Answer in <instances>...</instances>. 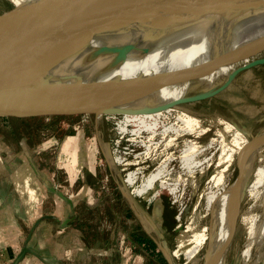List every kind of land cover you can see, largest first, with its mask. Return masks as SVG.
Returning <instances> with one entry per match:
<instances>
[{
  "label": "rangeland",
  "instance_id": "1",
  "mask_svg": "<svg viewBox=\"0 0 264 264\" xmlns=\"http://www.w3.org/2000/svg\"><path fill=\"white\" fill-rule=\"evenodd\" d=\"M17 2V0H0V14L13 8ZM259 56L264 57V52L257 55V57ZM242 64V61L217 64L213 73L208 72L209 65L194 70L190 73L191 76L187 81L184 95H195L216 89L224 83L232 70ZM224 70L226 71L224 72ZM173 107L175 110L174 115L170 117V122L175 120L176 114L183 111L192 118L196 117L199 125L193 126L194 131L191 133L179 137H174L175 135L171 134L163 138L160 135L156 136L157 144H153L154 147L148 151L139 145V142L137 143L138 139L132 140L135 136L131 135V131L135 129V126L129 124L124 126L122 114L107 116L82 114L27 120L30 127L27 126L26 129H30L28 136L33 143L46 142V163L49 170L57 168L60 181L64 180L62 184L65 196L69 197L73 203L79 202L80 197L76 196L75 187L69 188L67 184L75 182L81 173L88 172L86 167L78 168L79 166L87 164V167L91 168L92 162H95L94 166L99 172L97 178L93 177L90 178V181L88 180L93 189V192L90 191V195H100L102 201L91 213H88L84 205L79 202L80 216L76 221L77 225L92 230V232L97 227H103L104 230L112 232L111 247L114 248V253L119 255V251L116 250L121 241H123L122 248L129 247L131 241L136 243L135 238L140 235L138 220L131 221L133 219L127 218L128 213L132 209H136L137 204L149 203L151 205L159 200L169 204L175 210L174 232L168 236V247L164 248V254L168 255L174 264H203L205 249L208 247L207 238L211 230V208L208 206L207 196L212 191H218L220 188L227 189L234 184L238 173L236 163L239 167L242 166L237 156L228 161L222 157L225 155L220 153L225 146L230 148L231 144L235 143V132H239L249 141L251 136L258 137L264 132V64L238 72L228 87L207 99ZM11 123L10 121V124L6 125L0 122L1 140L15 141L16 132L22 124L20 122ZM13 125L17 127L19 125V127L15 131H10L8 128ZM227 125H230L231 128L227 129ZM147 135L142 134L144 137ZM171 138L173 141L169 143ZM188 141L194 143L195 150H197L192 159V162L197 165L191 164L190 167L184 166L180 155L184 143ZM222 145L224 146L222 147ZM261 145L263 146L264 142ZM85 146L90 147L89 153L87 156L83 155L86 159L80 160L76 157L78 147L79 151L83 152ZM262 155H264V150ZM169 156L171 159L167 162L160 180L163 186H160L159 181L156 183L159 191L157 195L150 202H146L132 193V188L124 182L127 173L137 168L141 173L152 171ZM117 157L123 159L122 164L117 165L114 160ZM220 158L223 162H220ZM77 160L79 165L75 167ZM127 162L131 164H127ZM134 162L137 163L134 164ZM258 164L259 155L256 154L245 176L244 187L252 182V174ZM108 166L111 175H108L110 174L107 172ZM72 168L76 171H73ZM73 172H76V176L72 175ZM218 177L221 178L220 181ZM95 202L96 199L95 201L91 200L92 205H95ZM250 204L251 200L243 192L239 211H244ZM111 209L114 214L111 213ZM179 211L181 213L179 221H177L176 215ZM92 232L90 233L91 237L94 236ZM245 236L244 227L236 224L223 264H264V259L258 258L256 251L252 252L248 260L243 259L241 250ZM201 237H205V241L199 245L193 260L187 261L183 255L172 254L177 248L180 238L194 243ZM106 239H109V235L102 239L98 236L96 243H102ZM157 253L164 260V255L160 251ZM216 254L217 252H215L213 260L216 259Z\"/></svg>",
  "mask_w": 264,
  "mask_h": 264
},
{
  "label": "water",
  "instance_id": "2",
  "mask_svg": "<svg viewBox=\"0 0 264 264\" xmlns=\"http://www.w3.org/2000/svg\"><path fill=\"white\" fill-rule=\"evenodd\" d=\"M104 1L25 0L0 14V117L121 115L128 112L127 106L112 100L99 103L94 101L91 94H111L140 83L176 76L178 85L184 87L179 98L160 105L149 103L137 109L138 113L161 111L175 105L207 99L228 87L238 72L264 64V57H257L264 52V28L235 40L234 43L232 39L227 41V36L220 28V23L231 21L230 23L237 22L238 31H241L243 25L249 23V15L253 10L264 11V0H241L234 5L235 9H230L232 16L239 20H209L201 24L197 22L176 26L172 24L170 33L176 30L183 31L182 34L190 33L197 25L202 30L214 27L212 30L218 34L212 37L210 55L206 61L187 68L163 69L132 78L112 75L113 73L110 76V71L119 68L128 53L134 51L139 58L145 56L149 52V44L138 41L113 43L95 46L84 53L88 42L108 25L123 18L130 7L149 6L158 0ZM196 2L198 0H190L181 11L188 12ZM262 22L264 19L260 23ZM170 27L171 25L161 28L170 30ZM242 58H248V62L232 70L218 88L201 94L184 95L191 69L208 62H213L215 67L216 64L236 62ZM181 72L186 74H180ZM262 139L264 137L251 136L250 142ZM236 166L237 185L241 170L238 163ZM240 200L241 196H238L233 213V231L229 237H232L235 229ZM26 251L27 248L23 247L12 264H17ZM166 258L173 264L168 255Z\"/></svg>",
  "mask_w": 264,
  "mask_h": 264
},
{
  "label": "bare ground",
  "instance_id": "3",
  "mask_svg": "<svg viewBox=\"0 0 264 264\" xmlns=\"http://www.w3.org/2000/svg\"><path fill=\"white\" fill-rule=\"evenodd\" d=\"M17 1V4H19L25 0ZM189 1L190 0H158L153 5L149 6H132L126 11L123 18L111 23L106 29L95 34L88 42L89 45L84 53H88L95 46L111 45L113 43L122 44L131 41H138L141 44L148 43L150 49L145 56L139 58L136 52L132 51L128 53L127 58L119 68L109 73L110 76L118 75L125 78L150 74L163 69L187 68L204 62L210 55V47L213 43L212 37L218 34L212 30L214 27L211 29L205 27V29L202 30L199 29L200 25H197L190 33L185 32L182 34L183 31L176 30L170 33L173 29L172 24L176 26L179 24L191 25L197 22L201 24L209 20H239L235 16H232L233 14L230 9H235L236 7H234V5L241 0H198L196 4L194 3V8H189L188 12H182L181 10H184L189 4ZM249 16V23L243 25V30L241 31H238L237 22L230 23L231 21H226L225 23H220V28L224 31V35L227 36V41L232 39V43H234L235 40L243 39L247 35L254 34L264 28V22H262V24L260 23L264 19V11L260 12L253 10ZM169 25H171V31L161 28L162 26ZM230 45L231 43H229V46ZM240 61L245 64L248 62V58H242ZM208 65L210 67L208 72L213 73L216 67H214L213 62L199 65L191 69L189 73ZM225 71L226 70H224V72ZM111 73L113 74L111 75ZM180 74H186V72H181ZM178 84L179 82L176 76H171L148 83H140L139 85L131 86L111 94L91 95L94 101L99 103L112 100L119 102L123 106H127L129 109L128 112L121 113L123 116V124L124 126L128 124L135 126V129L131 131V135L135 136L132 140L136 141V139H138L137 143L139 142L142 144L146 151H148L151 147H154L153 144H157V142H155L156 136L160 135L163 138L171 134L172 136L175 135L174 137H179L183 134L191 133L194 131L193 126L199 125V121L196 117L192 118L183 111L176 114L175 120L170 122V117L174 115L173 112L175 110L173 106L151 113L137 112L138 108L148 105L149 103L160 105L179 98L184 91V87ZM229 128H231L230 125H227V129ZM123 130L125 129L123 128ZM142 134L148 135L144 137ZM259 136L264 137V132ZM234 139L235 143L231 144L230 148L229 146H225L224 149L222 148L223 150L220 154L225 155L222 157L228 159V161L233 159L234 156L238 157V161L242 165L240 167L241 178L239 184L236 185L234 183L227 189L220 188L218 191L210 192L207 196L206 200L208 206L211 208V230L207 238L208 249L205 255V264L224 263L226 250L231 237H229V235L233 231L232 225L233 213L236 208L235 204H237L238 196L240 198L243 192L247 194L251 200V204L244 211H238L236 215V224L242 225L246 231L241 255L246 261L251 257L252 252L256 251L257 257L264 259V155H262L264 145H261L264 139L251 143L247 138L242 137L239 132H235ZM172 141L173 139L171 138L169 143ZM223 146L224 145H222V147ZM195 148V144L191 141L184 143L180 153L182 158L181 161H183L184 166L190 167L193 164L197 165V163L195 164V162H192L195 156L194 154H196L195 151H197ZM256 154L259 155V164L253 171L252 182L244 187L245 176ZM170 159V156L167 157L164 161L160 162L154 170L148 171L147 173H141L139 168L135 170L132 169L125 177V184L132 188V193L136 196L142 198L146 202H150L159 192L156 183L159 181L160 186H163L160 180L167 166V162ZM114 160L121 163L123 159L117 157ZM220 162H223L221 158ZM136 163L137 162H134V164ZM127 164L131 163L127 162ZM78 165L77 160L75 162V167ZM218 178L220 181L221 178ZM218 180L216 179V181ZM216 183L218 184V182ZM204 241L205 237L199 238L194 243L180 238L178 246L172 254L176 256L183 255L187 261H191L194 259L199 245ZM215 252H217V257L213 260Z\"/></svg>",
  "mask_w": 264,
  "mask_h": 264
},
{
  "label": "crops",
  "instance_id": "4",
  "mask_svg": "<svg viewBox=\"0 0 264 264\" xmlns=\"http://www.w3.org/2000/svg\"><path fill=\"white\" fill-rule=\"evenodd\" d=\"M8 118L0 117V122L22 125L16 132L15 144L9 139H0V264H12L23 247L27 251L17 264H149L150 251L157 264H170L164 254L168 236L175 227L173 208L169 204L159 200L151 205L137 204L127 218L138 220L140 232L151 243L140 245L131 241L125 249L121 241L117 255L111 247L112 232L97 226L92 232L76 223L80 216L79 202L91 213L102 201L100 195H90L93 192L90 178H97L99 172L95 162L91 168L87 164L79 166L86 167L88 172L67 184L69 188L75 187L76 196L80 197L79 202H71L65 196L64 180L60 181L57 168L50 171L46 163V142L33 143L28 136L30 129H26L30 123ZM15 126L8 129L15 131L19 125ZM84 149L80 152L78 147L76 157L80 160L86 159L83 155L87 156L90 147ZM107 170L111 175L110 167ZM75 173L72 175L76 176ZM92 199L98 202L92 205ZM111 213L114 214L113 209ZM97 234L101 239L109 235V239L97 244ZM159 251L165 257L162 261Z\"/></svg>",
  "mask_w": 264,
  "mask_h": 264
},
{
  "label": "trees",
  "instance_id": "5",
  "mask_svg": "<svg viewBox=\"0 0 264 264\" xmlns=\"http://www.w3.org/2000/svg\"><path fill=\"white\" fill-rule=\"evenodd\" d=\"M58 117H65V116H50V117H47V118H58ZM43 118H46V117L40 116V117H27V118H15V119L14 118L12 119V117H9L8 119H10V120H18V121H27V120L33 121V120H39V119L41 120ZM171 214L172 215L175 214V210L174 209H173ZM135 241H136V243H138L140 245L141 244H147V243L150 244L151 243L150 240L148 239V237L145 234H143L142 232H140V235L135 238ZM148 255H149V261H150V258H151V262H149V264H157L156 261L154 262L153 253L151 251L148 252ZM160 260L162 261V259H160Z\"/></svg>",
  "mask_w": 264,
  "mask_h": 264
},
{
  "label": "built area",
  "instance_id": "6",
  "mask_svg": "<svg viewBox=\"0 0 264 264\" xmlns=\"http://www.w3.org/2000/svg\"><path fill=\"white\" fill-rule=\"evenodd\" d=\"M139 145H141L142 147H144L142 144H139ZM116 162V161H115ZM117 163V165L118 164H121V163H118V162H116ZM180 211L177 213V215H176V219H177V221H179V218H180Z\"/></svg>",
  "mask_w": 264,
  "mask_h": 264
}]
</instances>
